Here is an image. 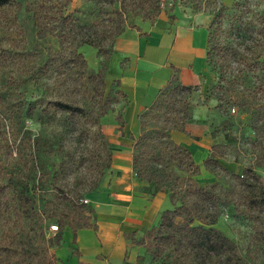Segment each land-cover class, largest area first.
Here are the masks:
<instances>
[{
	"label": "rangeland",
	"instance_id": "obj_1",
	"mask_svg": "<svg viewBox=\"0 0 264 264\" xmlns=\"http://www.w3.org/2000/svg\"><path fill=\"white\" fill-rule=\"evenodd\" d=\"M156 1L160 15L165 13L172 19L175 14H203L208 28L217 13L215 7L221 4L231 7L240 1L246 2V8L250 7L248 18L253 16L257 21L260 12L264 14V0ZM40 2L12 0L9 6L0 9V246L5 243L13 246L29 244L31 229L37 226H43L49 237H55L60 229L53 231L52 226L59 228V218H62L55 216V196L59 189L67 193L87 191L99 179L100 186L94 192L84 194L83 200H88L85 204L94 212L93 221L101 227L110 210L98 198L103 193L112 192L114 181L125 174L114 170L112 164L110 168L107 166L118 151L127 150L134 156L135 142L131 136L138 138L140 135V126L136 131H129L127 121L124 134L119 129L116 115L121 113L125 118L127 98L109 76V66L105 98L112 95V109L101 119L100 130L92 123L77 127L75 119L47 104L62 90L63 83L62 79H57L52 56L63 50L76 49L87 60L86 75L98 72L103 67V58L96 48L78 45L79 27H91L100 34L103 32L106 43L111 45L112 26L109 22L116 18L120 3L109 6L97 1L71 0L64 14L75 18L78 27L74 32L68 28V42L63 47L58 32L40 36L36 17ZM160 15L151 9L129 12L123 20L126 28L144 34ZM238 65L234 64V67ZM254 68L240 87L219 82V75L213 72L210 84L197 86V91L185 95V98L176 96L170 99L175 106L184 99L188 103L189 118L184 126L186 131L182 133L192 141L207 142L210 152L229 171L211 172L203 165L194 179L202 186L216 184L215 194L221 216L214 227L237 246L244 264H264V205H251L247 192L232 176L253 168L264 183V62ZM74 72L76 69L72 70ZM85 102L89 103L90 98ZM151 106L142 110L138 117L149 112ZM167 107L165 104L164 108ZM168 116L162 112L158 122L151 115L149 129L160 128ZM103 144L108 151L103 149ZM190 154L191 157L185 158L186 166L191 162L196 164L193 153ZM163 166L175 181H189L191 173L181 170L178 162L167 160ZM127 175L135 180L136 189L152 197L156 186L139 180L133 166ZM163 196L156 227L161 222L162 213L173 209L170 191L163 192ZM146 231L147 228H141L134 235L125 233L128 243L125 257L120 261L101 258L103 264H151L152 254L134 243L143 239ZM52 252L55 253L54 250ZM12 262L15 264V260ZM155 264L174 262L169 259L166 263L160 260Z\"/></svg>",
	"mask_w": 264,
	"mask_h": 264
},
{
	"label": "trees",
	"instance_id": "obj_2",
	"mask_svg": "<svg viewBox=\"0 0 264 264\" xmlns=\"http://www.w3.org/2000/svg\"><path fill=\"white\" fill-rule=\"evenodd\" d=\"M83 1H97L109 6L120 3V11L117 12L116 18L109 22L112 26L109 40L111 45L106 43L105 36H102L103 32L100 34L91 27H79L78 45L96 48L103 58V67L98 72L86 75L88 63L81 52L71 49L69 52L63 50L55 53L51 63L56 68L57 79L63 80L62 90L52 96L47 104L75 119L77 127H82L84 123H92L94 128L100 130L101 119L112 109V95L105 98L106 77L115 41L126 29L123 16L129 12L137 13L151 9L158 16L160 11L156 7V0ZM11 3L12 0H0V9ZM70 4L71 0H41L36 9L41 37L58 32L64 47L68 42L66 33L68 28L71 27L74 32L78 27L75 18L64 14V10ZM246 6V2L240 1L231 7L225 4L215 7L217 13L208 28L209 41L206 51L210 69L219 75V82L239 87L245 83L249 71L255 69L254 67L257 69V66L264 62V14L260 12L258 21L253 20V16L248 18L250 7L248 9ZM234 64L239 65L235 68ZM73 69H76V72L72 73ZM231 76L234 78L231 79ZM114 84L126 97L120 90V81L115 80ZM196 91L197 87L181 85L172 87L170 83L167 89L159 92L149 112L139 116L140 135L138 138L131 136V140L135 142L134 171L139 180L156 186L152 197L166 190L170 191L173 209L165 210L161 215L160 224L147 229L144 238L135 240L134 243L152 254L151 264L160 260L166 263L169 259H172L174 264H244L237 246L214 227L221 216L218 196L215 194L216 184L212 186L198 184L194 177L199 175L201 166L194 162L186 166L185 158L191 157L190 152L175 144L171 138L174 130L186 131L184 126L189 118L187 101L184 99L175 106L170 101L171 97L185 98V95ZM88 98L89 103L85 102ZM237 101L240 102L239 98ZM165 104H168L166 109ZM162 112L169 114L170 117L164 120L160 128L150 130L149 117L152 115L153 119L159 120ZM116 121L124 134L126 123L124 115L118 113ZM103 149L108 151L106 144H103ZM150 156L151 158L147 160ZM167 160L176 161L181 170L189 171L191 173L189 181L177 182L178 180L175 181L166 173L163 165ZM111 164L107 168H110ZM203 165L211 172H229L216 159L213 152H210ZM232 176L244 192H247L246 197L251 205H264V183L253 168H246L241 175L233 173ZM99 186L100 179L87 191L67 193L60 188L55 196V216H62L59 218L60 232L52 238L48 236L43 226L32 228L33 233L28 237L29 244L13 246L5 243L0 246V264H13L12 260H15V264H57L58 258L52 251L61 247L65 228L72 230L74 244L79 230L93 229L98 232L99 227L93 221L94 212L82 200L84 194L94 192ZM72 255L78 258L81 256L77 251H72ZM78 264L87 263L79 261Z\"/></svg>",
	"mask_w": 264,
	"mask_h": 264
},
{
	"label": "crops",
	"instance_id": "obj_3",
	"mask_svg": "<svg viewBox=\"0 0 264 264\" xmlns=\"http://www.w3.org/2000/svg\"><path fill=\"white\" fill-rule=\"evenodd\" d=\"M207 23L203 14H175L170 19L162 13L144 34L127 27L119 37L109 61L108 74L120 81V90L126 95L124 112L129 131L138 130L140 112L152 105L159 92L170 83L185 87L210 84L213 72L206 58ZM172 138L189 149L196 164L203 166L210 155L207 142L192 141L179 131H173ZM112 166L125 174L114 181L112 192L98 198L110 210L103 225L98 226V232L79 230L76 244L72 230L67 227L61 247L54 250L57 264H78L79 261L103 264L101 258L120 261L128 247L124 234L150 229L158 223L163 193L149 197L135 188V180L127 175L133 166V154L127 150L118 151L113 156ZM72 251L79 252L80 258L73 256Z\"/></svg>",
	"mask_w": 264,
	"mask_h": 264
},
{
	"label": "built area",
	"instance_id": "obj_4",
	"mask_svg": "<svg viewBox=\"0 0 264 264\" xmlns=\"http://www.w3.org/2000/svg\"><path fill=\"white\" fill-rule=\"evenodd\" d=\"M82 202L87 204L88 200H82ZM52 230L53 231H59V228H58V226H52Z\"/></svg>",
	"mask_w": 264,
	"mask_h": 264
}]
</instances>
